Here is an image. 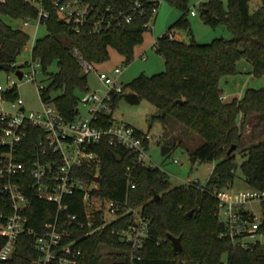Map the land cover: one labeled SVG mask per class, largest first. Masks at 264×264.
<instances>
[{
	"label": "trees",
	"instance_id": "trees-1",
	"mask_svg": "<svg viewBox=\"0 0 264 264\" xmlns=\"http://www.w3.org/2000/svg\"><path fill=\"white\" fill-rule=\"evenodd\" d=\"M85 1L94 5L97 14L111 7L116 15L130 12L131 3L141 1L146 13H137L132 22H123L115 29L98 33L85 25L76 32L72 22L60 17L53 0H44L49 17L42 18L41 23L46 24L48 33L35 40L32 60L41 64L50 81L42 88L41 97L53 103L70 121L79 115L80 94L90 89L88 75L82 73L75 54L78 52L102 64L109 59L112 46L131 62L134 48L142 42L149 29L146 23L151 19L149 0ZM168 1L180 7L183 14L155 43L157 52L165 58L166 69L152 76L142 74L128 86L141 100L148 99L159 109L156 118L163 123L172 118L188 137L198 136L203 140L190 152L193 164L198 161L216 164L205 184L184 183L174 187L168 174L159 167L138 166L132 174L137 186L129 188L126 169L132 163L133 153L112 146L106 140L94 144L92 149L101 158L98 194L116 200L128 197L131 205H142L144 214L150 218V235L141 252V260L131 259V247L108 231L85 235L79 242L84 264H101L105 255L99 250L103 246L111 248L108 255L115 257L112 264H264V245L243 249L228 237H220L225 225L217 215L215 195L217 190L234 183L238 151L243 157L241 168L247 186L264 189V141L243 146L249 115L260 116L253 130L264 123V86L249 87L242 97L230 100L222 98L224 90L220 86L222 77L238 72L241 59L251 64V74L264 75V0L253 12L251 0H228L227 7L222 0L204 2V21L213 27L225 25L233 34L230 39L216 38L209 43H199L195 38L186 42L174 37L177 29H189L190 8L188 0ZM38 12V6L28 0H0V64H8L10 70L21 67L18 57L30 40L25 30L8 24L4 17L31 20L37 19ZM54 64L58 66L56 72L50 71ZM128 86L125 85V90ZM121 96L123 94L115 97L113 112ZM113 112L106 115L109 120L114 118ZM168 139L171 151L184 144L178 136ZM234 145L236 149L229 153ZM28 196L29 226L36 232L41 231L53 218L56 205L38 199L33 193ZM75 198L79 203L72 205L70 210L80 213L82 201L80 197ZM10 211L0 194V216ZM79 233L84 234V230ZM170 234L181 237V251L174 250ZM33 242V233L21 235L11 264L30 262L35 255ZM3 244L0 237V248Z\"/></svg>",
	"mask_w": 264,
	"mask_h": 264
},
{
	"label": "built area",
	"instance_id": "built-area-1",
	"mask_svg": "<svg viewBox=\"0 0 264 264\" xmlns=\"http://www.w3.org/2000/svg\"><path fill=\"white\" fill-rule=\"evenodd\" d=\"M31 2L39 3L37 19L40 23L42 18L49 17L44 0ZM149 2L152 7L151 19L146 23L148 28L164 0ZM53 4L58 7L62 19L74 24L76 32L85 25L98 33L115 29L123 22H132L137 13H146L141 1L131 3L130 12L118 15L111 7L97 14L94 5L85 0H53ZM191 14L196 15V12L192 10ZM75 56L82 73L96 72L106 88L103 93L89 89L80 94L79 105L88 107L89 117H81L78 107L76 119L67 120L53 103L42 97V109L27 111L25 100L16 92V82L8 88L0 85V194L11 208L9 213L0 216V237L4 240L0 264H11L18 240L26 232L34 235L32 250L35 253L27 264H84L79 247L81 237L105 231L131 247V259L141 260V252L150 235V218L144 214L142 205H131L128 197L116 200L98 194L101 158L92 146L106 140L112 146L133 153L126 176L128 187L136 188L132 181L135 168L156 167L148 154L150 134L106 117L113 112L115 97L126 93L120 81L123 69L116 67L112 75L80 53ZM31 65L34 74L28 80H36L41 64L33 61ZM11 70L17 77V71L21 70L20 79L26 77L22 67ZM174 161L179 163L177 159ZM187 183L201 185L198 181ZM232 185L215 192L217 215L225 225L220 237H228L243 249L264 245V213H256L248 207L252 202H264V189L249 187L232 192ZM29 193L56 205L53 218L41 231L36 232L29 226ZM75 197L82 201L80 213L70 210L72 205L79 203ZM82 230L84 234L79 233Z\"/></svg>",
	"mask_w": 264,
	"mask_h": 264
},
{
	"label": "rangeland",
	"instance_id": "rangeland-1",
	"mask_svg": "<svg viewBox=\"0 0 264 264\" xmlns=\"http://www.w3.org/2000/svg\"><path fill=\"white\" fill-rule=\"evenodd\" d=\"M207 1L209 0H188L190 12L187 17L190 27L189 29L176 30L181 34L182 40L190 42L192 38H195L199 43H209L216 38L230 39L233 37L232 32L227 26L220 25L213 27L204 21L202 4ZM222 1L227 7L228 0ZM262 2L263 0H251V12L258 9ZM34 4L39 7V3L34 2ZM192 10L196 12V15L191 14ZM182 14L183 10L180 7L175 6L168 0H164L160 5L156 17L151 20V27L145 31L142 42L135 46L133 60L128 62L124 54L111 46L109 48V59L100 64L98 68L106 70L113 75L114 69L121 67L123 73L120 76V81L127 86L132 80L142 74L152 76L163 72L166 69L165 58L157 52L155 43ZM4 19L8 24L25 30L30 35V40L17 61L18 65L26 73V77L20 79L12 70L0 68V85L8 88L12 82H16V92L25 100L26 110L30 112L38 111L43 108L40 87L48 85L50 81L41 66L37 68L36 80H28V78L34 74V68L31 65L33 62L32 47L37 38L43 37L48 33L47 26L40 23L38 19H31L28 24H26V20L24 19H14L9 16H5ZM237 67L238 72L236 74L224 76L220 80V86L224 90L223 96H226L229 100L234 97H242L245 90L249 87L260 88L264 86V75L256 77L251 74L252 66L246 59H241ZM50 71H58V66L54 64L50 68ZM88 80L90 90H96L99 93L105 91L106 88L97 77L96 72L88 74ZM130 91L128 86L126 93ZM79 107L81 117H89L88 107L81 103ZM159 114V109L148 99H142L139 103L132 104L123 96L118 100L113 112L117 123H126L150 134L148 154L151 161L155 166L168 174L173 187L190 181H198L201 184H205L209 180L216 162L198 161L193 164L190 161V152L199 147L203 143V140L198 136L188 137L186 133L182 132L181 126L177 122H174L172 118L163 123L159 118H156ZM259 120V115H249L248 124L244 132L243 146H247L252 142L259 143L264 141V123L258 129L253 130V127L259 123ZM169 136H178L184 144L177 145L171 152L164 155L162 153L163 146H172L171 141L168 139ZM236 155L238 166L236 178L232 185V192L249 188L241 168L243 161L241 152L238 151ZM175 159L179 163H176ZM149 163L151 162L149 161ZM187 168L189 172H186ZM248 207L252 208L256 213H264L263 203L252 202L248 204ZM99 252L105 255L101 264H112L115 262V257L108 255V253L112 252L111 248L103 246Z\"/></svg>",
	"mask_w": 264,
	"mask_h": 264
},
{
	"label": "water",
	"instance_id": "water-1",
	"mask_svg": "<svg viewBox=\"0 0 264 264\" xmlns=\"http://www.w3.org/2000/svg\"><path fill=\"white\" fill-rule=\"evenodd\" d=\"M0 68L2 69H5V70H8L9 69V65L8 64H0ZM19 77L21 78L22 77V71L21 70H18L17 71ZM123 97H125L130 103L132 104H137L141 101V98L140 96L134 92V91H130L128 93H125L123 95ZM236 149V146H232L229 150V153H232L234 150ZM171 151V146H168V145H165L163 146L162 148V153L165 155L167 153H169ZM186 172H189V169L187 168L186 169ZM98 180V178H97ZM159 198V196H158ZM190 215L192 214V211L189 213ZM169 239L171 240L172 244H173V247H174V250L176 252H179L182 250V240H181V237H176L172 234L169 235ZM180 264H185L184 262H181Z\"/></svg>",
	"mask_w": 264,
	"mask_h": 264
},
{
	"label": "crops",
	"instance_id": "crops-1",
	"mask_svg": "<svg viewBox=\"0 0 264 264\" xmlns=\"http://www.w3.org/2000/svg\"><path fill=\"white\" fill-rule=\"evenodd\" d=\"M175 36H176V38H178V39H182L181 38V34L179 33V32H176V34H175ZM226 97V96H225ZM225 99H227V98H225ZM228 100V99H227ZM253 115V114H252Z\"/></svg>",
	"mask_w": 264,
	"mask_h": 264
}]
</instances>
